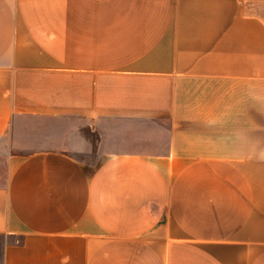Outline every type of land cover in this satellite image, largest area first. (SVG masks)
<instances>
[{"label": "crops", "instance_id": "1", "mask_svg": "<svg viewBox=\"0 0 264 264\" xmlns=\"http://www.w3.org/2000/svg\"><path fill=\"white\" fill-rule=\"evenodd\" d=\"M26 120L58 146L7 157L0 264H264V0H0Z\"/></svg>", "mask_w": 264, "mask_h": 264}, {"label": "rangeland", "instance_id": "2", "mask_svg": "<svg viewBox=\"0 0 264 264\" xmlns=\"http://www.w3.org/2000/svg\"><path fill=\"white\" fill-rule=\"evenodd\" d=\"M79 129L78 135H76L75 143L76 147L72 148L75 155L85 157L87 153L86 150H92L98 147L99 136L98 133H93L91 131V125L88 121H78ZM24 127H20L17 131H10L3 139L0 140V184H3L8 176V164L7 157L12 153H23L29 152L35 149H40L41 147H53L57 142H50L51 139H44L45 142L41 141L40 133L41 128H35L31 120H26L23 123ZM65 128L67 124H62ZM78 136V137H77ZM45 138V137H44ZM67 140L64 145L67 144ZM86 149V150H82ZM2 238L0 237V242Z\"/></svg>", "mask_w": 264, "mask_h": 264}]
</instances>
